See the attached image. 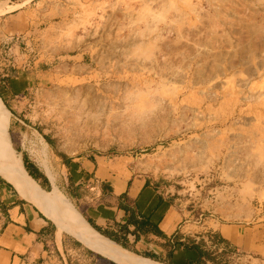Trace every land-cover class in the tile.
Returning a JSON list of instances; mask_svg holds the SVG:
<instances>
[{"label": "rangeland", "instance_id": "rangeland-1", "mask_svg": "<svg viewBox=\"0 0 264 264\" xmlns=\"http://www.w3.org/2000/svg\"><path fill=\"white\" fill-rule=\"evenodd\" d=\"M19 73L14 148L55 181L62 154L123 160L197 223L264 227V0H0V81ZM240 246L214 264H264ZM94 254L69 264H112Z\"/></svg>", "mask_w": 264, "mask_h": 264}, {"label": "crops", "instance_id": "crops-1", "mask_svg": "<svg viewBox=\"0 0 264 264\" xmlns=\"http://www.w3.org/2000/svg\"><path fill=\"white\" fill-rule=\"evenodd\" d=\"M8 77L0 81L1 98L14 103L12 108H15L33 81L28 74ZM62 166L56 183L67 192L87 222L99 234L143 259L173 264L177 258L184 262L182 247L175 248L177 235L182 242L189 237L203 240L211 249L215 247L211 241L213 235L241 245L246 251L264 247V227L197 223L188 218L192 210L185 206L179 191L167 189L155 177L138 172L123 160L98 159L88 154L69 156L68 165L62 163ZM0 204L6 214L0 233V264H63L65 261L69 264L74 253L84 257L89 252L119 264L60 229L19 185L1 173Z\"/></svg>", "mask_w": 264, "mask_h": 264}, {"label": "bare ground", "instance_id": "bare-ground-1", "mask_svg": "<svg viewBox=\"0 0 264 264\" xmlns=\"http://www.w3.org/2000/svg\"><path fill=\"white\" fill-rule=\"evenodd\" d=\"M9 124V110L0 97V173L19 185L31 200L59 225L60 229L72 233L92 250L119 264H160L143 259L99 234L58 188L55 176L48 165H45V171L52 182V189L44 190L27 172L21 154L14 148Z\"/></svg>", "mask_w": 264, "mask_h": 264}, {"label": "trees", "instance_id": "trees-1", "mask_svg": "<svg viewBox=\"0 0 264 264\" xmlns=\"http://www.w3.org/2000/svg\"><path fill=\"white\" fill-rule=\"evenodd\" d=\"M0 96L2 97L1 92H0ZM4 102L8 106V103L6 101ZM47 139L49 140V138ZM16 149L20 151L18 146L16 147ZM62 157H63V163L65 165H68L69 156L67 154H62ZM22 159H23L27 172L33 178H35L37 182H39L44 188H48L49 181H48V177L45 174V172L41 170L40 167L37 166L32 160H30L28 156H26L25 154H22ZM60 189L63 190L62 187H60ZM135 223L136 222H134V224ZM102 233L105 234L104 232ZM179 238H180L179 235H177L175 239V243H176L175 248L179 249L180 247H182L183 249L182 251L184 253L182 256V261L184 262H181L179 261V259L176 258L173 264H214L217 262L219 253H217V251L211 248H207L205 241L203 240L197 241L196 239L189 237L184 242H182L180 241ZM211 241L213 245H217V246H219V244L221 243H226V245L228 246L231 244V242L225 240L222 237H219L218 235H213L211 237ZM152 261L162 263L156 260H152ZM162 264H166V263H162Z\"/></svg>", "mask_w": 264, "mask_h": 264}, {"label": "built area", "instance_id": "built-area-1", "mask_svg": "<svg viewBox=\"0 0 264 264\" xmlns=\"http://www.w3.org/2000/svg\"><path fill=\"white\" fill-rule=\"evenodd\" d=\"M5 221H6V214H5V211L2 205L0 204V233L2 232L4 228Z\"/></svg>", "mask_w": 264, "mask_h": 264}, {"label": "water", "instance_id": "water-1", "mask_svg": "<svg viewBox=\"0 0 264 264\" xmlns=\"http://www.w3.org/2000/svg\"><path fill=\"white\" fill-rule=\"evenodd\" d=\"M47 175V174H46Z\"/></svg>", "mask_w": 264, "mask_h": 264}]
</instances>
